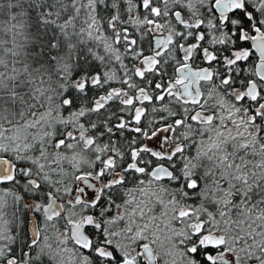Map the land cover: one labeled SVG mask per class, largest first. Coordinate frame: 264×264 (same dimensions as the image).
<instances>
[{
	"label": "flooded vegetation",
	"instance_id": "1",
	"mask_svg": "<svg viewBox=\"0 0 264 264\" xmlns=\"http://www.w3.org/2000/svg\"><path fill=\"white\" fill-rule=\"evenodd\" d=\"M120 5L110 27L123 58L111 75L98 62L62 109L84 105L80 122L54 123L36 146L0 144V264H264L235 220L206 232L183 207L211 175L209 189L234 196L239 173L264 170V0ZM225 114L254 129L227 134Z\"/></svg>",
	"mask_w": 264,
	"mask_h": 264
},
{
	"label": "rangeland",
	"instance_id": "2",
	"mask_svg": "<svg viewBox=\"0 0 264 264\" xmlns=\"http://www.w3.org/2000/svg\"><path fill=\"white\" fill-rule=\"evenodd\" d=\"M72 1L77 4L76 6H78V8L75 12L72 11V13L69 14V16L71 17L67 16L66 19L63 18L64 20H59L60 18L55 15V19L59 20L60 26L62 27H64L65 23H71V26L73 27H83L85 32L91 38V40H93V43H95L97 47L101 48L100 51H94V49L91 48L92 46L90 44L89 48H91L90 50L93 53L91 54V57L89 59L92 63L98 64V62H103L104 65H108L110 68L109 70H107V74L111 75L112 70L115 69V65L118 64L120 62V59H122L124 56V54H122L123 50L116 45L117 40L115 37V30L111 29L113 31L114 43L112 44L108 42V39H105L106 41L103 42V39L101 38L104 31L103 29L100 30V19L98 17V14L94 10L95 8L93 0ZM81 24L83 25L81 26ZM73 27H71V29ZM3 47L6 50L17 48V46L14 44L6 45ZM8 54L9 53H5L6 56ZM10 62V64L6 65L8 66L7 68L0 69V144H2L3 141H5L9 135H13L11 138L13 140H18V144L21 142L20 140L24 141L25 143V141L29 139V141L31 140V142L35 145L38 141L37 139L42 138L40 136L41 133H52V125L54 123L61 122L62 128L64 127L63 124L66 125L72 124L73 122H80L79 119L84 114L82 108L84 107V105L79 104L76 108H73V110L70 111L65 108V112H62V109L68 106L69 104L68 93L70 92V89L73 86L76 89L77 85L82 81V79H84V76L79 79H72V76H70V79H67L69 76L68 63L63 59L59 61V58H56V62L51 73L52 75H54V77L58 74V78H54L53 80H49L47 78L48 74H41L38 68H36L37 71L35 74H31L25 68L22 69V66L24 65L23 63L22 66L17 67L18 65H20L17 64L18 61L13 63V61L11 60ZM28 84L31 85L28 86ZM77 110L79 111L76 113ZM256 113L261 115L260 118L264 123V105L259 106L256 109ZM223 117V129L225 130V132H228L227 134L239 135L241 133H245V131H247L249 128L250 130L254 129L253 125H249L251 123L249 120H247L246 122H241L230 118V116H228L227 114L223 115ZM12 124H15L16 128L10 126ZM45 128H49L50 130L46 132ZM61 128L59 126V129ZM6 129H11L12 131H6ZM13 129H16V131H13ZM71 134L72 132L70 133V135ZM252 136L253 134H251V136L248 138H250L251 140L250 144L252 150H254L253 154L258 153L259 155L260 152L258 151V149L254 148L255 137ZM162 138V134L158 132L148 139V145L152 147H157ZM210 144L211 143H209V146ZM172 149H175V147H172ZM209 149L211 150V147H209ZM262 158L264 159V156ZM258 161L259 160H257V162ZM195 165L196 164L191 165L193 169L196 168ZM252 168L251 172L248 174L239 173L240 177H238L236 181H238V184L241 187L239 188L241 189L240 192H244L246 190L249 191L251 188L257 187L259 185H261L260 189L264 187V170H259L256 165L253 169ZM211 176L202 180L204 189L201 191L199 190L198 192L199 198L201 199L200 201H196V194L193 196L194 198H190L187 195L188 201H196V203H198L194 206H188V204H185L183 206L184 209L186 208L187 210H189L190 213L192 212V214L189 213L187 219L191 220L192 222H196L195 220L199 219L201 211L209 210V217L208 219H206L207 223H205L204 227V230L206 232L213 231L214 226L219 227L221 230H223L225 227L228 228L232 224L231 220H235L234 224L236 229L234 234L240 236L249 235L253 238V243H251L250 245L251 252H264V220L261 217V213H264L261 212L264 211V202H262V196L260 198V195H254L257 202L253 200L252 205L247 206L245 210H243V207H240V209H242L240 212L238 211V206L243 204L241 203L240 205H235V202H232L233 194L231 193L232 190L230 188H223L220 190H213L212 188H207L209 187V185H212L213 181L216 180L213 179ZM258 179H262V181L259 182ZM239 182H241L243 185ZM246 187L247 189H245ZM241 195L242 199H244L245 196H243V194ZM238 199H240V197ZM172 200V203L177 201L174 196ZM188 201L187 203H189ZM214 203L216 204V208L213 207ZM245 204L246 203H244V205ZM176 208L177 207H173L172 209V219L177 218L176 210L178 208ZM213 209L215 211H219L217 216L214 215ZM231 215L235 216V218L229 217ZM217 218L220 221H218ZM0 221L1 223H5V218L4 221ZM4 232L5 227L0 224V236L5 235ZM214 232L217 231H215L214 229ZM229 241L231 242L232 240L229 239ZM229 251L230 250H226V254H231ZM76 257L75 255H72L69 258H73V260L68 258H65V260H68V262H72V264H84V258L74 259ZM171 261H173V258ZM188 262L187 264H192Z\"/></svg>",
	"mask_w": 264,
	"mask_h": 264
},
{
	"label": "trees",
	"instance_id": "3",
	"mask_svg": "<svg viewBox=\"0 0 264 264\" xmlns=\"http://www.w3.org/2000/svg\"><path fill=\"white\" fill-rule=\"evenodd\" d=\"M93 2L95 12L98 15L101 13L105 26L101 39L103 42L108 39V42L113 44L114 36L112 28L109 26L110 21L124 18L126 8L121 9L120 0H93ZM76 5L72 0H0V69L7 68L6 65L10 64L11 60L13 63L18 61L17 64L20 65L17 67L22 66L23 63L22 69L25 68L31 74H35L36 68H38L41 74H48L47 78L53 80L58 78V74L54 77L51 73L56 58H59V61L63 59L68 63L69 76L67 79H70V76L72 79H79L96 72L99 66L89 59L93 53L90 49L100 51L101 48L93 43L83 27H73L71 23H65L62 27L59 23V20L66 19L67 16L71 17L69 14L76 11L78 8ZM55 15L60 18L57 19L58 21L55 19ZM71 27L73 28L71 29ZM13 44L17 48L6 50L3 47ZM90 44L91 48H89ZM5 53H9L8 57ZM72 89L74 90V88ZM255 165L258 164L253 163L252 167L254 168ZM257 168L260 170L259 167ZM258 181L260 182L262 179H258ZM210 186L207 188L209 189ZM260 187L261 185L253 187L249 191L235 192L232 202H235V205L243 204L238 206V211L241 212L240 207L245 210L247 206H251L253 200L257 202L254 195H260V198L262 196V202H264V187L261 189ZM241 194L245 196L244 199ZM208 212L210 211H201L200 218L208 219ZM218 212L214 210L213 213L217 216ZM229 217L235 218L233 215ZM261 217L264 220V213H261Z\"/></svg>",
	"mask_w": 264,
	"mask_h": 264
}]
</instances>
